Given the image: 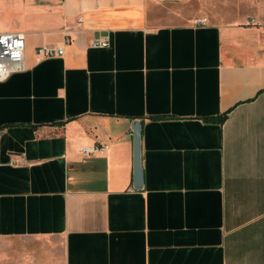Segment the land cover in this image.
<instances>
[{
	"label": "crops",
	"instance_id": "0c3cea01",
	"mask_svg": "<svg viewBox=\"0 0 264 264\" xmlns=\"http://www.w3.org/2000/svg\"><path fill=\"white\" fill-rule=\"evenodd\" d=\"M158 1L0 0V264H264V0Z\"/></svg>",
	"mask_w": 264,
	"mask_h": 264
},
{
	"label": "built area",
	"instance_id": "2783aa9c",
	"mask_svg": "<svg viewBox=\"0 0 264 264\" xmlns=\"http://www.w3.org/2000/svg\"><path fill=\"white\" fill-rule=\"evenodd\" d=\"M209 22L207 17L195 19V26H205ZM107 41H94L93 47H106ZM25 35L22 32L0 33V83L6 81L15 73L25 70ZM65 54V47H54L45 45L36 51L38 61L61 57ZM108 149L106 145L100 147H83L81 153L85 156L103 153Z\"/></svg>",
	"mask_w": 264,
	"mask_h": 264
},
{
	"label": "rangeland",
	"instance_id": "374dc122",
	"mask_svg": "<svg viewBox=\"0 0 264 264\" xmlns=\"http://www.w3.org/2000/svg\"><path fill=\"white\" fill-rule=\"evenodd\" d=\"M199 2L200 0H159L155 5L158 6L156 11L160 22H168L172 20L173 15L195 14L199 11Z\"/></svg>",
	"mask_w": 264,
	"mask_h": 264
},
{
	"label": "water",
	"instance_id": "95a60500",
	"mask_svg": "<svg viewBox=\"0 0 264 264\" xmlns=\"http://www.w3.org/2000/svg\"><path fill=\"white\" fill-rule=\"evenodd\" d=\"M133 132H134V188L136 190H140L143 186L144 174L141 167V122L134 121L133 122Z\"/></svg>",
	"mask_w": 264,
	"mask_h": 264
}]
</instances>
